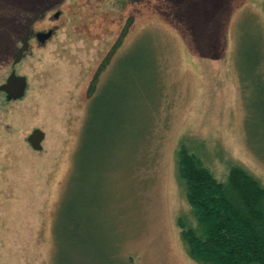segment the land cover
I'll return each instance as SVG.
<instances>
[{"label":"rangeland","instance_id":"rangeland-1","mask_svg":"<svg viewBox=\"0 0 264 264\" xmlns=\"http://www.w3.org/2000/svg\"><path fill=\"white\" fill-rule=\"evenodd\" d=\"M30 26L54 32L14 65ZM13 69L28 86L0 92V264H200L182 143L264 187V0H0V85Z\"/></svg>","mask_w":264,"mask_h":264},{"label":"trees","instance_id":"trees-1","mask_svg":"<svg viewBox=\"0 0 264 264\" xmlns=\"http://www.w3.org/2000/svg\"><path fill=\"white\" fill-rule=\"evenodd\" d=\"M177 169L198 224L181 223L189 256L200 264H264L261 183L239 165L230 166L225 181L217 179L185 143L177 151Z\"/></svg>","mask_w":264,"mask_h":264},{"label":"water","instance_id":"water-1","mask_svg":"<svg viewBox=\"0 0 264 264\" xmlns=\"http://www.w3.org/2000/svg\"><path fill=\"white\" fill-rule=\"evenodd\" d=\"M59 13L56 14V17H58ZM34 23V20L31 22ZM53 29H50L48 31H39L35 33L33 30L25 35L22 38V45L18 49L16 57L14 59V65L18 64L24 57L26 51L30 47V37L33 34H36L38 41L40 43H45L53 34ZM28 81L27 77L24 75H19L16 73V70L13 69L12 73L9 75L7 80L0 85V92L6 93V100L7 101H13L21 99L25 96L27 91ZM45 138V132L42 129L36 128L32 131V133L28 136L27 140L30 143V145L35 150H42L43 148V140Z\"/></svg>","mask_w":264,"mask_h":264},{"label":"flooded vegetation","instance_id":"flooded-vegetation-1","mask_svg":"<svg viewBox=\"0 0 264 264\" xmlns=\"http://www.w3.org/2000/svg\"><path fill=\"white\" fill-rule=\"evenodd\" d=\"M34 31L35 33H37V32H39L38 30H34L31 26H30V29H29V33L31 32V31ZM28 33V34H29ZM24 37V36H23ZM23 37H21V41H22V38ZM38 40V38H37V36H36V34H33L31 37H30V40H29V43H30V46H31V42L33 41V40ZM21 45H22V42H21ZM104 62V61H103ZM99 73H100V71H99ZM4 94H5V98H6V93L5 92H3Z\"/></svg>","mask_w":264,"mask_h":264}]
</instances>
